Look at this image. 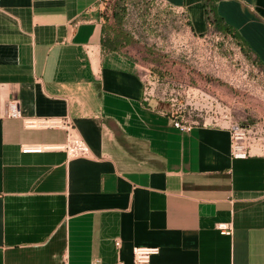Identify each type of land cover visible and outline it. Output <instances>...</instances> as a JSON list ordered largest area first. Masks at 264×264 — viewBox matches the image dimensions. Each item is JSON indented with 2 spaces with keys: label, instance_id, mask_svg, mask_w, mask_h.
Returning a JSON list of instances; mask_svg holds the SVG:
<instances>
[{
  "label": "crops",
  "instance_id": "1",
  "mask_svg": "<svg viewBox=\"0 0 264 264\" xmlns=\"http://www.w3.org/2000/svg\"><path fill=\"white\" fill-rule=\"evenodd\" d=\"M160 1L193 33L211 29L203 0ZM103 9L0 0V264L131 263L135 246L159 247L154 264H264V122L243 159L231 156L227 119L176 127L145 92L132 44L103 46ZM217 10L264 74V0ZM12 99L21 118L7 115ZM46 117H69L88 153L64 148L66 128L24 123Z\"/></svg>",
  "mask_w": 264,
  "mask_h": 264
},
{
  "label": "rangeland",
  "instance_id": "2",
  "mask_svg": "<svg viewBox=\"0 0 264 264\" xmlns=\"http://www.w3.org/2000/svg\"><path fill=\"white\" fill-rule=\"evenodd\" d=\"M104 9L114 26L118 12L122 26L136 35L128 51L150 97L174 117L228 118L254 128L264 122L263 70L231 35L216 28L195 34L160 0H108Z\"/></svg>",
  "mask_w": 264,
  "mask_h": 264
},
{
  "label": "built area",
  "instance_id": "3",
  "mask_svg": "<svg viewBox=\"0 0 264 264\" xmlns=\"http://www.w3.org/2000/svg\"><path fill=\"white\" fill-rule=\"evenodd\" d=\"M147 92V88L145 89ZM7 115L14 118H21L22 111L19 105V101L12 99L8 101ZM229 128L231 130V156L234 159H243L250 156V147L252 143V133L255 129L252 126L242 125L240 123L228 119ZM217 122V120H215ZM214 121V122H215ZM24 123L28 127H48V128H66L70 131L69 139L64 146L69 153L72 155H85L88 153V146L83 138L77 133L75 125L69 117L58 118V117H46V118H24ZM205 124V121L189 120L184 116L175 118L174 125L182 130L189 131L197 124ZM58 146L52 145H37V144H26L22 147L23 152L38 153L47 149H53ZM218 229L224 234L232 233V225L229 223H219ZM119 241L117 244L119 245ZM160 251L159 247L156 246H135L133 248V260L131 263H126L122 260L114 264H154L152 258ZM62 264H69L67 261ZM91 264H102L96 260Z\"/></svg>",
  "mask_w": 264,
  "mask_h": 264
},
{
  "label": "trees",
  "instance_id": "4",
  "mask_svg": "<svg viewBox=\"0 0 264 264\" xmlns=\"http://www.w3.org/2000/svg\"><path fill=\"white\" fill-rule=\"evenodd\" d=\"M108 0H103L104 3H107ZM218 0H203L206 18L211 28H216L218 31L223 32L227 35H231L236 43L239 45L243 53L248 56L253 64L261 66L260 58L254 53V51L249 46L248 42L242 37L239 31L231 24L227 23L225 18L222 17L217 10ZM103 46L109 50H117L127 44H131L134 41L135 35L132 31H128L120 23V14L115 13V18L118 22L114 26L108 18L106 9H103ZM123 15V13H122ZM121 15V16H122ZM119 26V27H118Z\"/></svg>",
  "mask_w": 264,
  "mask_h": 264
}]
</instances>
